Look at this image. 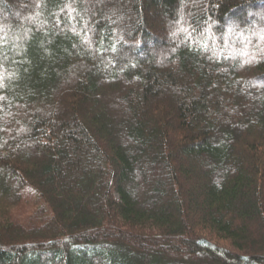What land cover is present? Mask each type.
Masks as SVG:
<instances>
[{
  "label": "trees",
  "instance_id": "16d2710c",
  "mask_svg": "<svg viewBox=\"0 0 264 264\" xmlns=\"http://www.w3.org/2000/svg\"><path fill=\"white\" fill-rule=\"evenodd\" d=\"M258 13L0 0V264H264Z\"/></svg>",
  "mask_w": 264,
  "mask_h": 264
},
{
  "label": "rangeland",
  "instance_id": "374dc122",
  "mask_svg": "<svg viewBox=\"0 0 264 264\" xmlns=\"http://www.w3.org/2000/svg\"><path fill=\"white\" fill-rule=\"evenodd\" d=\"M260 8H262L261 6H260ZM154 8H150L149 9V11H150V15L151 14H153V12H154V10H153ZM20 13H22V10H20L19 9V14ZM255 13L254 12H251V13H249V16H252V15H254ZM256 18L258 19V21L257 22H255V23H253L252 24V27L255 29V30H261L262 31V25H264V14H262V13H258V14H256ZM155 24H156V26H158V27H160V28H167V23H169V25H170V19L169 18H167V16H165V15H162V16H160V18H156L155 19ZM264 29V28H263ZM227 30H229V29H227ZM230 31H232V32H236V29L235 28H230ZM258 31H256V33H258V35H259V39L261 40V41H264V38H263V36H262V33L261 32H258ZM229 32V31H228ZM160 34V33H159ZM161 38H162V40H164V41H166V42H168V45L169 46H167V47H165L164 48V46H161L160 48H156L155 50H153L152 49V53L153 54H161V52H162V50H168V49H172V47L170 46L171 44H170V38H164V36H162L161 35ZM150 44V46L151 47H153V45H152V42L149 40V42H148V45ZM242 48H248L250 45H248V43L243 39V41H242ZM134 52H137V49H136V51L134 50ZM139 52V51H138ZM143 192L144 193H146L147 191H145L144 189H143ZM140 193V192H139ZM152 194V193H151ZM148 195L150 196V193H148ZM152 196V195H151ZM153 197H156V194H153ZM152 197V198H153ZM21 213L22 212H25L26 210H24V209H20L19 210Z\"/></svg>",
  "mask_w": 264,
  "mask_h": 264
}]
</instances>
